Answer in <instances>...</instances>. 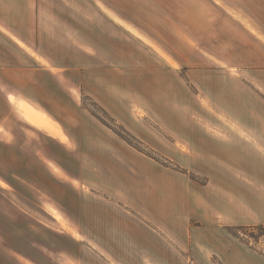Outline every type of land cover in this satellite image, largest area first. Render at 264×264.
<instances>
[{
    "label": "crops",
    "instance_id": "0c3cea01",
    "mask_svg": "<svg viewBox=\"0 0 264 264\" xmlns=\"http://www.w3.org/2000/svg\"><path fill=\"white\" fill-rule=\"evenodd\" d=\"M200 1L213 14L183 19L191 27L165 50L104 0H0V83L31 63L55 78L75 71L80 92L181 168L135 149L71 90L62 108L58 90L52 113L78 148L70 225L52 232L67 250L47 256L45 226L33 236L8 209L0 264H264L235 232L264 226V0Z\"/></svg>",
    "mask_w": 264,
    "mask_h": 264
},
{
    "label": "rangeland",
    "instance_id": "374dc122",
    "mask_svg": "<svg viewBox=\"0 0 264 264\" xmlns=\"http://www.w3.org/2000/svg\"><path fill=\"white\" fill-rule=\"evenodd\" d=\"M104 1L111 5L117 13L125 15L133 23L146 30L148 34L153 35V38L159 41L165 50L168 47L178 46L172 43V31L174 34L181 35L183 26L191 27L188 22L183 25V19L195 18L200 9L206 13V16L213 14L214 11L210 3L206 1L203 5L199 0ZM39 6H36L37 9ZM41 8L46 13H52L54 4L48 6L46 2H43ZM71 8L78 11L73 5ZM225 10L222 7L218 9L222 26L226 17L224 14L227 13ZM193 22L198 24L196 20ZM18 24L20 25L21 22ZM19 64L22 63L19 62ZM32 66L34 64L31 63L29 71L25 68L24 70H3L4 80L0 83V214L10 209L9 217L15 221L27 222L29 232L33 236L39 231V226H45L47 244L45 252L47 256H55L56 253L59 255V252L67 250V248L55 249V243H59L60 240L52 232L69 228L70 225L69 213L65 208L69 209V206L75 204V195L72 192L75 187L70 175L71 171L77 170L78 167L76 161L78 148L73 140L76 137L70 136L52 110L54 111V107L64 108L65 105L71 107V102H76L72 96L74 92L80 106L88 110H86L87 114L93 115L96 120L104 124L98 118L100 116L119 132L120 127L124 129L125 127L105 108L108 114L95 105L93 103L95 100L91 96L80 92L77 72L66 71L55 78L33 69ZM6 81L11 84H6ZM65 82L70 85H66ZM58 90L66 92L70 99L63 101L61 107L57 104L61 97ZM70 90L72 93L68 92ZM28 91H34L44 103L29 97ZM66 116L67 113L62 112L60 117L64 119ZM68 119L69 123H73L70 118ZM239 125L247 130L244 125L240 123ZM107 127L121 137L111 127ZM128 134L138 139L129 131ZM138 140L141 142V148L145 146L148 150H152L159 160L147 155L145 152H150L147 149L145 152L134 147L135 149L165 166L181 169L171 159L163 156L140 139ZM86 186L88 184L84 182L83 194L88 193ZM2 219L0 215V220ZM235 232L244 240L252 243L257 250L264 252V226L238 227ZM30 242L36 243V240ZM60 243L65 245L63 242ZM36 252V250H30L33 256Z\"/></svg>",
    "mask_w": 264,
    "mask_h": 264
},
{
    "label": "trees",
    "instance_id": "16d2710c",
    "mask_svg": "<svg viewBox=\"0 0 264 264\" xmlns=\"http://www.w3.org/2000/svg\"><path fill=\"white\" fill-rule=\"evenodd\" d=\"M90 98V97H89ZM93 101V100H92ZM93 103L95 104V105H98L99 107H101V109L102 110H104L105 111V109L102 107V106H100L97 102H95V101H93ZM87 107V106H86ZM88 108V107H87ZM89 109V108H88ZM106 112V111H105ZM107 113V112H106ZM105 113V114H106ZM108 114V113H107ZM95 115H97L96 113H95ZM98 118L101 120V121H103V123L104 124H106L107 126H109V127H111L103 118H101L100 116H98ZM114 131H116L125 141H127L130 145H132L133 147H136L137 149H140L141 151H143V152H145L146 151V147L145 146H143V148H141L140 147V144H141V142L137 139H135L133 136H131L130 134H128V131L127 130H125L123 127L121 128L120 127V132L117 130V129H115L114 127H111ZM148 150V149H147ZM148 151H150V152H145L147 155H149V156H151V157H153V158H155L156 160H159L158 158H157V156H156V153L155 152H153L152 150H148Z\"/></svg>",
    "mask_w": 264,
    "mask_h": 264
},
{
    "label": "bare ground",
    "instance_id": "6f19581e",
    "mask_svg": "<svg viewBox=\"0 0 264 264\" xmlns=\"http://www.w3.org/2000/svg\"><path fill=\"white\" fill-rule=\"evenodd\" d=\"M25 102V101H24ZM54 208V207H53ZM58 214V213H57ZM60 216V215H59Z\"/></svg>",
    "mask_w": 264,
    "mask_h": 264
}]
</instances>
